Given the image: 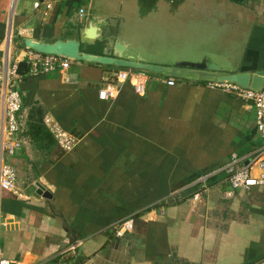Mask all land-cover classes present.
<instances>
[{
  "label": "crops",
  "instance_id": "0c3cea01",
  "mask_svg": "<svg viewBox=\"0 0 264 264\" xmlns=\"http://www.w3.org/2000/svg\"><path fill=\"white\" fill-rule=\"evenodd\" d=\"M173 1L0 0V56L8 31L15 51L9 48V57L26 51L25 37L78 39L84 52L99 40L94 54L117 40L141 56L120 31H136L141 21L130 16L138 5L155 11ZM179 3L194 17L209 8L213 18L221 8L218 21L231 13L229 24L243 31V40L230 71L264 69V0ZM181 17V24L196 27L211 19ZM155 20L148 18V31ZM90 24L92 39L85 34ZM91 64L71 61L65 69L17 79L20 145L8 159L15 193L0 189L2 254L22 264H264V185L231 189L223 171L205 187L193 184L230 154L242 157L260 146L252 104L206 81L173 78L166 85L165 76L133 69L148 75L144 93L137 94L129 82L115 80L122 67ZM106 81L116 91L101 99ZM2 95L0 77V138ZM44 119L76 139L72 150L59 147ZM35 183L47 197L35 192ZM126 217L130 230L116 236Z\"/></svg>",
  "mask_w": 264,
  "mask_h": 264
},
{
  "label": "built area",
  "instance_id": "2783aa9c",
  "mask_svg": "<svg viewBox=\"0 0 264 264\" xmlns=\"http://www.w3.org/2000/svg\"><path fill=\"white\" fill-rule=\"evenodd\" d=\"M38 5V1L32 3L33 8H37ZM45 6L49 8L50 4L47 3ZM3 42L4 54H2V57L0 56V77L3 88L0 138V189L15 193L16 171L8 162V159L20 145L18 133L21 131V123L18 119V112L21 107V98L16 86L20 75L17 72L18 64L19 62H24L28 67V73H38L65 69L72 60L53 54L39 53L30 49H26L19 57H9L11 43L9 31L5 33ZM1 67L3 70L2 76ZM114 76L116 81L129 82L135 93H144L145 83L148 80V75L145 72L123 68L116 71ZM164 83L172 85L174 80L172 77H167ZM206 85L252 104L254 109V125L261 138V144L255 150L242 157L234 153L230 154L227 161L221 167L197 174L193 179V184H200L205 187L207 180L212 175L223 171L228 186L231 189L264 185V84L258 91L243 88L229 82H206ZM114 91H116L114 85L106 81L103 88L98 90L97 95L103 99L106 96H111ZM44 121L59 147L66 152L72 150L76 144V139L49 119H44ZM252 167L256 169L255 174H251L250 172ZM196 196L197 193H194L193 198H196ZM131 225V217L120 220L117 228L114 230V234L121 236L123 231L130 230ZM0 264H22V262L17 259L7 258L0 251Z\"/></svg>",
  "mask_w": 264,
  "mask_h": 264
},
{
  "label": "rangeland",
  "instance_id": "374dc122",
  "mask_svg": "<svg viewBox=\"0 0 264 264\" xmlns=\"http://www.w3.org/2000/svg\"><path fill=\"white\" fill-rule=\"evenodd\" d=\"M179 1L174 0L165 6L159 5L161 8L157 7L155 11L152 8L148 9L147 5H138L130 17H136L141 22L137 27H134L136 30L134 32L129 29L121 30V38H126L130 43L129 46L137 50L149 62L167 65L175 60L195 61L206 56L224 71L233 69L240 57L243 31L238 29V26L229 24L231 13L226 15L224 21H218L217 14H220L221 8H217L214 17L217 21L215 22L212 17L214 11L211 8L200 10L202 12L195 14L196 17H194L190 7L181 6ZM153 16L156 17L155 25L152 28L151 24V29L148 31V18L152 19ZM164 16L170 19L169 23L165 24ZM181 16H190L192 19L203 18L204 20L211 18L212 20L207 19L206 23H202L203 26L196 27L195 22L193 25L192 21L181 24ZM190 17L189 19H191ZM228 28L233 29V35L229 34ZM228 38L234 39L228 40ZM231 41L233 43H229ZM83 49L96 50L85 45ZM10 50L15 52L13 51L14 44L10 46Z\"/></svg>",
  "mask_w": 264,
  "mask_h": 264
},
{
  "label": "water",
  "instance_id": "95a60500",
  "mask_svg": "<svg viewBox=\"0 0 264 264\" xmlns=\"http://www.w3.org/2000/svg\"><path fill=\"white\" fill-rule=\"evenodd\" d=\"M85 34L90 39L94 38L95 27L89 25ZM22 45L43 54H53L72 61H84L109 65L122 68L142 70L149 74L172 77L176 79H185L193 81L206 82H229L237 84L243 88H249L258 91L264 84V69L256 71H224L220 66L212 62L208 57L202 56L195 61L175 60L171 64L163 65L148 62L135 51L126 48V45L120 41L114 40L111 45L102 50L101 54H94L80 50V41L78 39H57L52 42L40 41L25 37L22 39ZM35 192L42 197H47L48 192L39 183H35Z\"/></svg>",
  "mask_w": 264,
  "mask_h": 264
},
{
  "label": "trees",
  "instance_id": "16d2710c",
  "mask_svg": "<svg viewBox=\"0 0 264 264\" xmlns=\"http://www.w3.org/2000/svg\"><path fill=\"white\" fill-rule=\"evenodd\" d=\"M101 45H102V42L101 41L95 40L91 45H89V47H93L96 50H94V51L93 50H91V51H87L86 50V51L87 52H91V53H100V51L98 49L101 48ZM91 65H96V64H91ZM17 72L19 74H26V73H28V67H27V65L24 62H19L18 67H17ZM38 122L39 123L36 124L37 128L44 130L45 128L41 125L40 121H38Z\"/></svg>",
  "mask_w": 264,
  "mask_h": 264
}]
</instances>
